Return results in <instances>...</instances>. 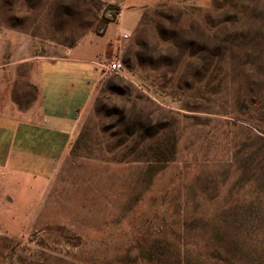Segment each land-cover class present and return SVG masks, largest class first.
Returning a JSON list of instances; mask_svg holds the SVG:
<instances>
[{"label": "rangeland", "instance_id": "obj_1", "mask_svg": "<svg viewBox=\"0 0 264 264\" xmlns=\"http://www.w3.org/2000/svg\"><path fill=\"white\" fill-rule=\"evenodd\" d=\"M108 26L57 168L0 170V264H264V0H0L12 100Z\"/></svg>", "mask_w": 264, "mask_h": 264}, {"label": "crops", "instance_id": "obj_2", "mask_svg": "<svg viewBox=\"0 0 264 264\" xmlns=\"http://www.w3.org/2000/svg\"><path fill=\"white\" fill-rule=\"evenodd\" d=\"M118 32L108 26L99 47L84 44L57 58L29 59L26 81L35 96L21 109L12 94L22 61L0 68V170L42 179L57 168L98 84L96 57L116 52Z\"/></svg>", "mask_w": 264, "mask_h": 264}, {"label": "built area", "instance_id": "obj_3", "mask_svg": "<svg viewBox=\"0 0 264 264\" xmlns=\"http://www.w3.org/2000/svg\"><path fill=\"white\" fill-rule=\"evenodd\" d=\"M124 38H127V36L125 35ZM106 68L112 73H118L122 70V65L118 60H112L108 63Z\"/></svg>", "mask_w": 264, "mask_h": 264}, {"label": "trees", "instance_id": "obj_4", "mask_svg": "<svg viewBox=\"0 0 264 264\" xmlns=\"http://www.w3.org/2000/svg\"><path fill=\"white\" fill-rule=\"evenodd\" d=\"M109 22V21H108ZM264 159V158H263Z\"/></svg>", "mask_w": 264, "mask_h": 264}]
</instances>
